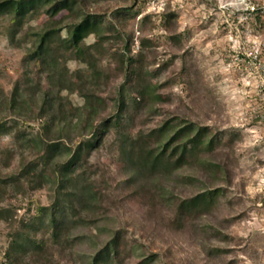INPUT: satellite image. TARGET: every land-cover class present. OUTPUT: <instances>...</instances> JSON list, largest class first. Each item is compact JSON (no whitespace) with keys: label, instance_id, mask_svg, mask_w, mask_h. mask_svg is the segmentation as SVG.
I'll use <instances>...</instances> for the list:
<instances>
[{"label":"rangeland","instance_id":"374dc122","mask_svg":"<svg viewBox=\"0 0 264 264\" xmlns=\"http://www.w3.org/2000/svg\"><path fill=\"white\" fill-rule=\"evenodd\" d=\"M123 5L133 8L132 15L113 21L123 38L132 34V54L142 52L146 78L160 86L158 92L163 98L159 103L147 102L130 120L128 129L146 131L178 115L209 126L213 133L223 132L228 143L211 154H200L198 160L164 183L181 198L223 188L212 197L209 208L193 215L179 229L168 223L172 206L159 205L151 210L140 198L126 196L128 191L122 183L125 175L119 169L114 147L105 143L94 150L89 169L98 173L107 170L113 177L109 181L113 200L107 210L103 215H89L101 226L99 244L107 240L109 231L124 228L129 245L135 248L129 264L148 252L157 254L150 264H264V0H88L87 7L110 16ZM44 20L41 15L31 25ZM141 38L148 41L145 47L140 46ZM122 43L113 39V51L120 50ZM252 48L257 49L256 59L247 54ZM24 55L25 49L11 45L7 31L0 29V89L5 94L17 81H36L32 72L29 79L25 77ZM165 62L168 64L162 66ZM58 63V58L52 60V64ZM68 68L69 81L63 85V94H71L73 102L80 103L74 89L82 78L79 66L70 62ZM182 68L186 73L181 78ZM120 81V77L113 79L111 88L114 90ZM6 115L0 108V119ZM20 128L29 135L39 131L38 122ZM54 136L52 132L48 138ZM38 143L26 144L0 134V174H16L21 158H35ZM7 150H11L9 156ZM205 161L223 164L224 171L203 165ZM182 176L191 179L178 182ZM52 198L47 187H25L20 194L0 196V207L10 209L6 221H0V263L12 228L32 218L37 205L49 206ZM95 232L87 226L73 230L74 234ZM92 250L87 240L72 251H56L54 261L48 264H87ZM19 264L34 263L23 258Z\"/></svg>","mask_w":264,"mask_h":264},{"label":"trees","instance_id":"16d2710c","mask_svg":"<svg viewBox=\"0 0 264 264\" xmlns=\"http://www.w3.org/2000/svg\"><path fill=\"white\" fill-rule=\"evenodd\" d=\"M87 5L88 0L0 1V29L7 31L11 45L25 49V77L29 79L30 72L36 77L34 83L15 82L9 94L0 89V108L7 112L0 119V134L26 144L38 141L40 146L33 160L20 159L16 174H0V196L20 194L25 187H47L53 194L49 206L37 205L32 218L12 228L0 264H19L23 258L34 264L52 263L56 251H72L87 240L93 248L87 264H129L135 248L129 245L126 229L109 231L107 240L99 244L101 226L89 216L103 215L113 200L109 194L113 177L107 170L98 173L88 167L92 152L105 143L114 147L116 160L121 163L126 196L140 198L151 210L159 205L172 206L168 223L174 229L209 208L212 197L223 191L203 190L181 198L165 187L175 172L190 166L200 154H211L228 142L223 132L213 133L209 126L178 115L163 120L156 128L131 132L130 120L147 102L163 101L160 86L146 78L142 52L132 54V34L123 38L113 21L130 17L133 8L123 5L108 16L91 11ZM61 13L64 15L55 20ZM41 15L46 20L32 26ZM91 37L96 39L88 41ZM113 39L123 41L120 50L113 51ZM147 42L144 38L139 41L141 47ZM55 58L58 64H52ZM70 62L78 64L82 76L74 84L80 103L73 102L71 94H63ZM185 73L186 68H182L180 77ZM119 77L121 81L113 90V79ZM34 122L39 125L35 135L20 128ZM52 132L54 138H48ZM6 154L9 156L11 150ZM203 165L224 171L220 163L205 161ZM190 179L182 176L178 182ZM9 215V208L0 207V221H6ZM80 226L97 232L74 234ZM156 258L157 254L148 252L135 264H150Z\"/></svg>","mask_w":264,"mask_h":264},{"label":"built area","instance_id":"2783aa9c","mask_svg":"<svg viewBox=\"0 0 264 264\" xmlns=\"http://www.w3.org/2000/svg\"><path fill=\"white\" fill-rule=\"evenodd\" d=\"M249 57L251 58H257V49L256 48H252V50H250L248 53Z\"/></svg>","mask_w":264,"mask_h":264},{"label":"crops","instance_id":"0c3cea01","mask_svg":"<svg viewBox=\"0 0 264 264\" xmlns=\"http://www.w3.org/2000/svg\"><path fill=\"white\" fill-rule=\"evenodd\" d=\"M257 16H258V14L256 13V16H255V17H256V19H258V17H257Z\"/></svg>","mask_w":264,"mask_h":264}]
</instances>
